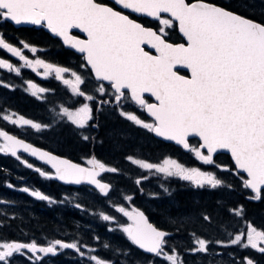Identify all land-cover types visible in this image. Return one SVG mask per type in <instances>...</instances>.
<instances>
[{"label":"snow or ice","instance_id":"obj_1","mask_svg":"<svg viewBox=\"0 0 264 264\" xmlns=\"http://www.w3.org/2000/svg\"><path fill=\"white\" fill-rule=\"evenodd\" d=\"M114 2L123 9L158 20V27H146L123 11L99 0H0V20H10L15 24H44L54 35L61 37L64 44L83 53L96 80L107 81L113 89L117 104L122 99H130L154 118L147 123L134 114L121 112L136 125L190 149L205 164L214 163L213 154L218 150H228L236 168L247 174L243 185L255 194L250 199H261L264 192V21L218 6L210 0ZM165 13L169 14L168 17L162 15ZM177 25L184 43L169 42L167 29ZM74 28L86 33L87 38L72 36L70 30ZM19 43L22 48L7 42L0 33V48L19 57L25 66L34 71L42 68L44 77L54 74L56 79L71 86L74 96L86 97L89 101L94 99L81 90L84 79L79 74L71 72L74 80L65 79L64 74L70 69L38 58L29 59L23 54V49H29L32 53L38 49L24 41ZM145 46H150L156 54L146 51ZM177 65L189 69L190 76L178 75L174 71ZM0 67L13 70V65L6 60H0ZM14 70L17 73L20 71L19 68ZM28 85L35 97L42 98L41 94L47 91L31 81H28ZM97 91L105 94L107 90L101 83ZM145 93H150L156 102H147ZM91 112L89 104L85 103L76 109L62 105L56 115L83 128L91 119ZM0 119L37 130L42 127L24 116L13 118L4 114L0 115ZM190 136L200 138L198 148L190 147ZM0 138L3 140L0 153L19 159L17 150L23 149L51 164L59 180L77 184L87 180L104 195L108 194L111 185L101 182L98 177L104 172L118 171L106 167L95 158L88 161L92 168H83L35 148L5 130H0ZM201 149L206 150L207 154ZM128 159L144 169L180 176L198 187L207 185L216 188L223 184L214 173L185 168L175 160L166 159L161 166L133 160L132 157ZM27 166L33 167L32 164ZM36 171L41 175H51L41 172L39 168ZM136 183L140 184L141 180L137 179ZM22 191L29 192V189ZM31 195L41 200H51L40 191H31ZM127 199L131 200V197ZM117 211L132 221L122 226V231L132 244L156 257H163L170 264H183L175 248L170 252L165 251L166 237L170 234L149 223L144 212L136 208L128 211L123 206H117ZM242 211V208L235 209L234 214L240 216ZM100 215L105 221L114 219L103 213ZM204 219L210 218L205 216ZM210 243L195 238L196 246L191 251L206 253ZM229 244L250 247L264 254V230H258L249 223L246 231L241 230ZM57 245L80 252L77 243L60 240L46 247L39 246L35 241L28 244L3 242L0 243V262L8 264L9 258L23 249L32 253L55 254ZM80 255L84 253L80 252ZM35 259L39 260L40 257L36 256ZM90 259L94 264H112V261L96 255L90 256ZM244 264L255 262L245 258Z\"/></svg>","mask_w":264,"mask_h":264},{"label":"flooded vegetation","instance_id":"obj_2","mask_svg":"<svg viewBox=\"0 0 264 264\" xmlns=\"http://www.w3.org/2000/svg\"><path fill=\"white\" fill-rule=\"evenodd\" d=\"M101 3L111 5L108 0H104V2ZM139 18L140 17H137L136 19L140 21ZM0 33H2L6 41L13 44V46L22 48L19 41H24L32 46H35L38 49L36 53H32L29 49H23V54L29 59L34 60L38 58L47 63H52L57 66L70 69V72L64 74L65 79L74 80V77L71 76V72L79 74L84 79V83L80 86L81 90L87 95L94 97L93 100L89 101L86 97L74 96L71 91V86L65 85L62 80L56 79L54 74L44 77L42 74L44 70L42 68H38L34 71L32 68L25 66V62L20 60L19 57L14 56L6 49L0 48V60H6L13 65V70L0 67V115L9 114L12 115L13 118L24 116L26 119L33 120L34 122L42 125L41 129L37 130L31 128V126L13 125L9 121L0 119V130H5L9 132V134L15 135L19 139H23L26 143L31 144L33 147L49 152L60 159L70 161L73 164H77L85 168H92V165L88 163L89 160L95 158L106 165L108 162L111 163L109 158L114 157L107 142L109 132H107L108 134H106L105 138H103L101 132L102 120L105 117L109 118L105 114L106 111L111 112L113 117L114 110L118 111L121 108L128 113L136 115L144 122L151 123L153 121V119H150L147 116L145 109L141 108L130 99H122V101L117 104L114 100L113 89H111L108 82L96 80L84 61V55L65 47L61 40L52 36L44 25L39 27L33 25L16 26L11 21L0 20ZM72 34L85 39L84 36H81L74 31ZM15 68L20 69L19 73L14 70ZM28 81H31L37 86L47 90L45 93L41 94L42 98L35 97L31 94ZM101 83H103L107 90L105 94H101L97 91V88H99ZM144 97L147 102L153 103L150 98L147 96ZM102 101H107V103H101ZM85 103L89 104L92 112L91 119L83 128L77 127L71 122L63 120L56 115L62 105L76 109ZM115 115H117L122 122L132 125V127H129V130L132 128H136L141 131L143 130L144 132L147 130L149 132L148 135L155 138V141H157L156 149L160 152V156L153 153L154 155L151 157V159L155 160L153 164H156V161H159L161 158H174L185 168L191 166L199 168L203 172L214 173L218 179L223 181V184L216 188H212L207 185L195 188L188 185V180L182 179L180 176L168 175L169 177H164L165 179L163 180V184H166V188L169 186V189L166 191L161 190V193H157L156 191L159 195L144 193V188H141L138 195H130V197L132 196V202L137 205L134 207V205L131 204L130 206L132 209H139L137 207H140L139 210L144 212L149 223L170 234L166 237L167 249L165 248V251L170 252L173 248H175L179 257L182 259L183 264H244L242 261L244 260L245 262V258L253 260L255 264H264V254L255 249H251L250 247L243 248L239 245L229 244V241L234 238L235 235L239 234L241 230L246 231L247 224L249 223L258 230H264V192L261 194V199H250V197L255 194L243 185V180L247 179V176L244 172L239 171L235 167L229 156L224 153H215L213 154L214 163L205 164L190 149L159 140L154 137L155 135L153 136L151 131L148 129H145L140 125H134L133 121L123 118L121 114L115 113ZM43 125H47V127H43ZM84 137H88V139H84ZM0 143H3L2 138H0ZM188 143L190 147L194 148H198L200 145V142L196 138H189ZM201 151L204 152L205 155L207 154L204 149H201ZM132 153V158L137 155L142 156L143 154H146L142 150L132 151ZM17 155L19 156V159L13 157L11 154L0 153V201H2V203H0V243L17 242L16 231L13 227L16 226V220L19 218L23 221L24 216L20 212L22 207L27 209L29 224L30 220L35 219V216L43 215L46 218H53L56 216L60 219V224L63 225L60 227V230L62 228L63 229L60 231L59 235L55 237L52 233L55 229H50L47 230V232L44 231V238L42 237L43 234L40 230L37 228L34 229L33 226L30 225L29 236L31 238L28 243L35 241L42 247H46L49 243L56 240L68 243L65 240L67 238H64L66 205L59 198L64 197V194L73 193L78 194V196L83 195L85 198L84 203H89L88 198L85 196L92 195L107 199L113 195V191L115 190L116 186L110 184V192L106 196H101L97 194L95 189L86 185L72 186L59 181L57 182L55 169L52 165L44 160H41L38 156H33L30 152H25L23 149H18ZM148 158L149 156L147 159ZM25 161L27 163H25ZM126 162L130 165L133 163L127 159ZM27 164H32L33 167L29 168ZM132 166L137 165L133 163ZM115 167L118 169L116 173L104 172L100 174L98 179L105 182L106 180L112 179L118 184L121 183L119 182V179L122 181L125 178V175L123 174L125 168L122 167L119 162H116ZM37 168H39L41 172L49 173L51 175H41L40 172L36 171ZM167 178L169 183L166 181ZM159 179H163V177ZM5 181H8L7 185L5 184ZM18 182L21 183L20 186H17ZM9 184L12 186L9 187ZM24 185L27 186L25 187ZM24 188H28L29 192L22 191ZM178 189L182 191L179 195H182L184 192L187 196H199L198 194L203 192L201 196H205L207 198L211 197L213 199H223V196L226 195L225 190H227V193L230 192L232 195L235 194L239 198L236 196V201L231 204H227L229 206L226 207V205L223 209L224 211L222 212V216L227 222L221 227H217L215 221L213 220H206L210 223V225L204 228V224H197L200 217L198 216L196 221H192L190 225L178 228L168 217L164 216L165 212H162V207L166 205L168 198L176 195ZM34 190L48 195L51 200H42L44 201V204H41L40 199L31 195V191ZM148 196L150 198H148ZM151 196H153V198ZM176 196H178V194ZM240 198L246 202H258L261 200L263 203L258 207V210H260L258 215L253 216L252 214H247V208ZM22 201L23 203L24 201L27 202L26 206L23 205ZM18 202L22 203L20 207L17 206ZM181 207L182 206L180 205H178V207H170V211L180 212ZM73 208L75 209L74 211H79V208L76 207V205H73ZM238 208H242L243 210L242 215L240 216L234 214V210ZM81 209L84 210L83 207ZM125 209L128 211L132 210L127 208ZM228 209L232 211V216L229 214ZM201 212H205L206 215L208 210H203ZM119 214L120 217L116 220L106 222L94 221V224L89 225L98 226L97 224H122L123 226L132 223V221L129 220L128 217L124 216L123 213L119 212ZM85 224L86 222H75V224L71 223L69 225L73 228L72 233L83 234L85 232L81 231L80 228H82ZM213 225H215V227H213ZM212 231H214V235L211 234ZM108 233L112 234V232L106 229V233L103 234H105L104 237L109 240L102 236L100 237L110 245L116 244L120 248L122 245H128V243L131 242L127 238V235L126 237H123L120 234L108 236ZM193 234H195L196 237L211 242L208 245V251L206 253L191 251V249L196 246L194 244ZM88 238L89 237L85 238V242ZM72 240L75 241L76 237H73ZM183 240L186 242V246H189L188 248L186 247V249H183L181 246ZM177 241L179 243H177ZM216 241H221L227 246L221 245L222 243L214 244ZM85 245H88V243L79 244V249L84 251L86 247ZM211 245L214 247L209 248ZM130 246H132V250H130L127 256H125L122 260L113 259L112 262L115 264H122L121 262H125V264H127L129 262V257H131L132 260H138L140 263L145 264V261L149 263L148 260L140 259L138 257L143 256L145 258L147 256L154 257L152 264H166L163 257H156L152 253H146L144 250L139 249L138 246L132 243ZM92 248L95 250V247ZM135 249L138 250V252H136ZM209 252L211 253L209 259L201 258L205 257V255H210L208 254ZM23 255H26V259H28L31 264H36L35 261L42 259L45 261V264H48V262H50V264H76V262L87 260L86 256L75 259L77 256H80V252H77L76 249L60 248L58 245L55 254L50 253L48 255H44L39 252L32 253L29 250L23 249L21 253H14L11 259L22 257ZM66 255H73L74 257H67ZM36 256H39L40 259H35Z\"/></svg>","mask_w":264,"mask_h":264},{"label":"trees","instance_id":"obj_3","mask_svg":"<svg viewBox=\"0 0 264 264\" xmlns=\"http://www.w3.org/2000/svg\"><path fill=\"white\" fill-rule=\"evenodd\" d=\"M99 2H104V0H99ZM210 2L216 3L217 5L225 7L226 9L236 11L239 14L245 15V16L252 18V19H255L257 21H264V0H210ZM139 20L144 25L149 26V27L150 26L154 27L155 29L158 27V24H159L158 20H149L145 17H140ZM167 33H168V39L170 42L181 41V37L179 36V34L177 32L176 26L171 28V29H167ZM104 119L102 120L101 132H102L103 138H105L106 134H108L107 132L113 131V133H111L110 135L108 134L107 142H108L109 148L111 149L112 154L114 155L115 158L117 156L120 157L121 154L129 152V151L142 150L146 154L148 153V151L151 153L157 152V149H156L157 141H155V138L151 137V135H148L149 132L147 130H146L147 134L141 130L136 129V128H132L129 130V127H127L125 125V123L122 122V120H120L115 115L112 118L105 117ZM116 119H119V120H116ZM122 131H125L127 133V135L122 134L121 133ZM140 138H143L142 144H138ZM40 185L43 186L42 184H40ZM177 188H180V187H177ZM180 189H183V188H180ZM180 189L177 190L178 196H176L177 195L176 194V195L168 198V199H172L173 201H176L178 203V205L182 206L180 212H172V211H170L171 208L170 209L166 208L168 205H171L170 202H168L169 200L167 201L166 205L164 207H162V209L165 212L164 216L165 217L167 216L170 219V221L172 223H174L175 226L178 228H182L183 226H187V225H190L192 223V221L187 220V218L190 219L192 215H194V216L196 215V214H194L195 211H191V210H193V204H194L193 202H195V201H193L194 198H198L200 200V203H201L200 206H198V204L196 203L197 208L199 209L197 216H200L199 213L201 211L208 210V212H206V215L210 218L209 220L215 221L217 227H221L227 222L224 219V217L222 216V212L224 211L223 209L225 208V206L227 204L233 203L234 201H236L237 198H239L235 194L232 195L230 192L227 193V190H225L226 195L223 196L224 197L223 199H213L211 197L207 198L205 196H201L203 194V192L198 194L199 196H193V195L187 196V195H185L184 192L182 195H179V193L182 192ZM41 190H43V189H41ZM236 196H237V198H236ZM59 199L62 202H64L66 206H71V205H69L68 199H70L73 202V205L79 204L80 206H84L83 204H85L84 203V199H85L84 196H70V195L64 194V197H60ZM240 199L243 201V204L247 208V214H249V215L252 214L253 216L258 215V213L260 211V210H258V207L263 203L261 200L258 202H246L242 198H240ZM22 203H23V201H22ZM22 203L18 202L17 206L20 207V205H22ZM23 205L26 206V202H24ZM71 207L73 208V206H71ZM184 207H185V209H184ZM194 207H195V205H194ZM83 208H84V210H86L85 207H83ZM20 212L24 216L23 221L21 218H19L18 220H16L17 221L16 226L13 227V229L16 231V241L18 243L28 244V241L31 238L29 236L30 225L33 226L34 229L37 228L38 230H40V232L43 234L42 235L43 238H44V234H45L44 231L47 232V230L55 229V231L52 233L56 237L57 235L60 234V231L63 229L62 228L60 230V227H62L63 225L60 224L61 221L56 216H54L53 218H46L43 215L35 216V219L30 220V224H29L28 218H27V216H28L27 209L24 207L20 210ZM72 212L73 211H69L68 214L70 215ZM85 213H86V215L88 214V212H85ZM74 214L72 217L77 219L76 222H80V223L86 222V224H94L93 223L94 220H92L89 216L83 215L82 210L74 211ZM216 214H219L218 217H216ZM69 215H66V216H69ZM84 216H85V219H84ZM181 217H186V220H184L182 222ZM66 219H68V220H66ZM69 219H71V218L65 217V220H66L65 223L66 224H64V227H65L64 238L72 239L73 237H77L78 239H80L79 240L80 244H86L87 243V242H85L86 237L92 238L91 232H93V231L101 232V231H104V229H105L104 224H97L98 226L88 225L90 230H88L87 233L86 232L83 234L82 233H72L73 228L69 225V224H71L69 222ZM199 219H200V222L202 224H204V226H205L204 228H206L210 225V223H208L207 221L205 222L204 219L203 220L201 218H199ZM96 221H100V220L96 219ZM71 222H72V224H75L74 220H72ZM212 229H213V227H212ZM130 244H131V242H129L128 245H122L119 248V246H117L116 244L110 245L103 238L99 237V238L95 239V242L90 243L88 245L92 246V247H96L97 248L96 251L97 252L99 251L98 253H100L98 255L104 257L105 259L122 260L125 256H127V255H125L123 248L128 247L130 250H132V248H131L132 246H130ZM105 245H107V247H105ZM135 251L138 252V250H136V249H135ZM87 254H89V253H87ZM130 258L131 257H129V262L127 264H131ZM138 258L148 260V262L151 264H152V260L154 259V257H147V256L145 258L143 256L138 257ZM35 262H36V264H45V261L43 259L39 260V261H35ZM88 263H89L88 260L76 262V264H88ZM121 263L125 264V262H121ZM0 264H4V262H0ZM8 264H31V263L28 261V259H26V255H23L22 257H18V258H12V259L9 258ZM48 264H50V262H48Z\"/></svg>","mask_w":264,"mask_h":264},{"label":"rangeland","instance_id":"obj_4","mask_svg":"<svg viewBox=\"0 0 264 264\" xmlns=\"http://www.w3.org/2000/svg\"><path fill=\"white\" fill-rule=\"evenodd\" d=\"M152 28H154V27H152ZM121 112L128 113L124 109H121L120 108L118 111H115L114 110V115H115V113L121 114ZM105 114L109 118H112V113L111 112L106 111ZM130 114H132V113H130ZM115 116H117V115H115ZM121 116L123 118H126L125 115H122L121 114ZM116 120H119V119H116ZM133 124L135 125L134 122H133ZM125 125L127 127H132V125H128V123H125ZM111 133H113V131H110L109 132V134H111ZM121 133L124 134V135H127V133L125 131H122ZM144 133H146V132H144ZM151 133L154 136L153 132H151ZM55 139H57V138H55ZM142 143H143V138H140L138 144H142ZM110 151H111V149H110ZM156 154H158L160 156V152L158 150H157ZM152 155H154V154L148 151L147 154H143L142 156H139V155L135 156L133 158V160L138 159V160H142V161H145V162L154 163L155 160L151 159ZM131 156H133V153H132V151H129V152H126V153L121 154L120 157L117 156L115 159H114V157H110L109 158V161L111 163L108 162L105 166L106 167L116 168L115 167V164H116V162H119L120 165L125 168L124 171L122 170L123 171V174L125 175V178L122 181H121V179H119V182H121L119 184L116 183L115 181H113L112 179L111 180H106V182L108 184H112L113 186H116L115 187V190L113 191V195L110 198L109 197L107 199L106 198H103V197L102 198H99L97 196H92V195L91 196H85L86 198H88V202L89 203H85V204H83L85 206H81L79 208V211L82 210V214L83 215H86L85 212H88V214L86 216H89L90 218H92V220L96 221V219H99L102 222H106L105 220L102 219V217L100 215L101 213H103V214L109 215L111 217H114L113 220H116V219H118V217H120L119 211H117V206H123L124 208H127L129 210L132 209V207L130 206L131 204L134 205V207L137 206V205H135L132 202V200H128L127 197H130L131 194H137L138 195V193L141 190V188H144V193H151V194L161 193V190L162 191H166L167 189H169V186H167V188H166V186H165L166 184L165 183L163 184V180L165 179L164 177H166V176L169 177L170 175L168 176L165 173H159L155 169L148 170V169H144V168H142V167H140L138 165L137 166H132V164L134 162L131 165L126 162V159L128 161H130L128 159V157H131ZM148 156H149V158L147 159ZM166 159L175 160L174 158H165V159H162L161 158L159 161H156V164H159V165L163 166L164 161ZM188 168L191 169V168H196V167L189 166ZM161 175H163V176H161ZM161 177H163V179H159ZM136 179H140L141 180V183L140 184H137L136 183ZM166 181L169 183L168 178L166 179ZM102 182H105V181L102 180ZM5 184L7 185L8 184V181H5ZM187 184L188 185H191L192 187H195V188L198 187L195 184H193L191 181H189V182L187 181ZM20 185H21V183L18 182L17 183V186H20ZM24 186L26 187L27 185H24ZM110 190H111V188H110ZM156 191H157V193H156ZM96 192H97L98 195L100 194L98 191H96ZM70 194L71 193H68L66 195H70ZM157 195H159V194H157ZM71 196H78V194H73L72 193ZM81 196H83V195H81ZM151 197L153 198V196H151ZM148 198H150V197L148 196ZM168 200H169L168 202H170L171 205H168L166 207L167 209H170V207H178V203L176 201H173L172 199H168ZM68 201H69V205L73 206V202L70 199H68ZM193 201H195V202H193L194 204H193V210L192 211H195L194 214H196V215L195 216L192 215L190 219L187 218V220H189V221H196V219L198 218L197 213L199 211V209L197 208L196 203L198 204V206H200V204H201L200 203V200L198 198H194ZM40 203L41 204H44V201L41 200ZM194 205H195V207H194ZM71 206H65V208L67 210L66 211V213H67L66 215H69L68 214L69 211H73L69 216H66L67 218L68 217L71 218V219H69V222L70 223H72L71 222L72 220H74L75 222L77 220V219H75V218L72 217L73 214H74V209ZM228 206L229 205H227L226 207H228ZM82 207H85L86 210L81 209ZM137 208L140 209V207H137ZM162 212L164 213V210ZM228 212H229V214L231 216L233 215L231 210L228 209ZM199 215H200L199 218H201L202 220L206 216L205 215V212H200ZM218 215L219 214H216V217H218ZM66 220H68V219H66ZM184 220H186V217H181V221L183 222ZM110 221H112V220H110ZM197 224H202L200 222V219H198ZM88 225L89 224L83 225L82 228H80V230L87 233V231L90 230L89 227H88ZM105 225L106 226H105L104 231H101V232L93 231V232H91L92 238H88L86 242L88 244H90V243L95 242V239L99 238L100 236L104 237L105 234H103V233H106V229H108L110 232H112V234L111 233H108V236H114L116 234H120L121 236L126 237V234L122 231V224H105ZM213 227H215V225H213ZM211 234L214 235V231H212ZM195 238H199V237L194 236V239ZM105 239H107V238H105ZM65 240L68 243H77V246L79 247V244H80L79 243V240L80 239H78L77 237H76V240L75 241H73L72 239H69V238L68 239H65ZM107 240H109V239H107ZM177 243H179V242L177 241ZM214 244H217V243L214 242ZM221 245H225V244L222 243ZM85 246H86L85 247V250L84 251L83 250H80V252L82 251L84 253L83 256H86L87 257V260H89V263L88 264H94V262L90 259V256H92V255H96L99 258L105 259L104 257L98 255V254H100V253H98L99 251L98 252L97 251H89L90 249H93V248L91 246H88V245H85ZM181 246H182L183 249H186V247L187 248L189 247L188 245L186 246V242L184 240L182 241ZM213 247L214 246L211 245L209 248H213ZM165 248L167 249V245L165 246ZM95 250H97L96 247H95ZM123 251L125 253L126 252L129 253L130 252V249L128 247H125V248H123ZM87 253H89V254H87ZM208 254H210V255H205V257H201V258L209 259L210 256H211V253L209 252ZM66 256L67 257H72V258L74 257L73 255H66ZM83 256H81V255L80 256H77L75 259L83 258ZM235 256L237 257L236 254H235ZM105 260H107V259H105ZM163 260L166 261L165 262L166 264H170V262H168L167 260H165V259H163ZM110 261H112V260H110ZM242 262L244 263V260ZM130 263L131 264H142L138 260H132L131 258H130ZM112 264H115V263L112 262ZM145 264H150V263H147L145 261Z\"/></svg>","mask_w":264,"mask_h":264},{"label":"water","instance_id":"obj_5","mask_svg":"<svg viewBox=\"0 0 264 264\" xmlns=\"http://www.w3.org/2000/svg\"><path fill=\"white\" fill-rule=\"evenodd\" d=\"M108 1L111 3V5L108 4L109 6H112V7L116 8L117 10L123 11L125 14L129 15L130 18H132V19L137 20V19H136L137 17H145V18H147V19H149V20H156V19H154V18H152V17H148V16H145V15L140 14V13H134V12H132L130 9H123L120 5H117V4L114 2V0H108ZM218 6H219V5H218ZM162 15L165 16V17H168L169 14H166V13H165V14H162ZM131 16H132V17H131ZM8 21H10V20H8ZM11 22H12V21H11ZM137 22L141 23V22L138 21V20H137ZM12 23L15 24L14 22H12ZM15 25H16V26H32V25H33V26H37V27H39V26L44 25V24L36 25V24H31V23H21V24H15ZM44 26H45V25H44ZM45 28L50 32V34H51L52 36L59 38V39L61 40L62 44H63L65 47H67V48H69V49H71V50H73V51H76L77 53H80V52L77 51L75 48H72L71 46L64 44L63 39H62L61 37H58V36L54 35V34H53V33H52V32H51L46 26H45ZM151 28H152V27H151ZM153 29H155V28H153ZM176 29H177V32H178L179 36L181 37V42H171V43H184L185 41H184V38L182 37V34L179 32L178 25L176 26ZM73 31H74L75 33L81 35V36H84L85 39L87 38L86 33L82 32V30H80V29H78V28H74V29L70 30V34H71L72 36L77 37L78 39H84V38H81V37H79V36H77V35H73V34H72ZM169 42H170V41H169ZM145 50H146V51H150L151 54H153V55L156 54V53H155V50H154V49H151L150 46H145ZM80 54H83V53H80ZM83 55H84V54H83ZM84 61H85V63H86L85 58H84ZM86 65H87V63H86ZM87 66H88V65H87ZM88 68L91 70L90 66H88ZM174 71H176L178 75H182V76H190V70L187 69V68L184 67V66H181V65H177V66L174 68ZM91 72H92V70H91ZM92 74L94 75L93 72H92ZM94 77H95V76H94ZM105 82H107V81H105ZM144 96H147L148 98H150V99L153 101V103L156 102V101H155V98L152 97L150 93H145ZM145 112H146L147 116H148L150 119H154L153 117L150 116V114H149L146 110H145ZM153 134L155 135V137H156L157 139L162 140V141H164V142H166V143H171V144H174V145H177V146H182V145L176 143L175 141L168 140V139H166L165 137L158 136V135H157L156 133H154V132H153ZM189 138H196V139L201 143V140H200V138H199L198 136H190ZM189 138H188V139H189ZM205 151H206V150H205ZM216 153H224V154L228 155L229 158L231 159L232 163L235 165V162H234V160H233V158H232V156H231V153H230L228 150H218ZM214 154H215V153H214ZM72 164H73V163H72ZM50 165H51V164H50ZM76 165H77V164H76ZM81 167H82V166H81ZM235 167H236V166H235ZM83 168H85V167H83ZM239 171H241V170H239ZM241 172H242V171H241ZM245 174H246V173H245ZM246 176H247V174H246ZM56 180H57V182L59 181V182H62V183H64V184H66V185H72V186L88 185V186L94 188L96 191L99 192V190L96 189V187H95L94 185L90 184L87 180H83V181H81V183H79V184H77V183H73V182H68V181H62V180H59L58 178H56ZM101 182H102V181H101ZM104 183H105V182H104ZM249 190H251V189H249ZM251 191H252V190H251ZM99 193H100V192H99ZM100 195L105 196V195L102 194V193H100ZM148 222H149V221H148ZM152 225H153V224H152ZM153 226H154V225H153ZM41 247H42V246H41ZM25 250H28V249H25ZM145 252H146V251H145ZM146 253H148V252H146ZM41 254H44V253H41ZM49 254H50V253H49ZM44 255H48V254H44Z\"/></svg>","mask_w":264,"mask_h":264},{"label":"bare ground","instance_id":"obj_6","mask_svg":"<svg viewBox=\"0 0 264 264\" xmlns=\"http://www.w3.org/2000/svg\"><path fill=\"white\" fill-rule=\"evenodd\" d=\"M4 188V187H3ZM51 189V188H50ZM6 192V191H5ZM68 194V193H67ZM5 195V194H4ZM70 196H71V194H70ZM70 198V197H69ZM74 198V197H73ZM1 199V198H0ZM72 199V198H71ZM25 202V201H24ZM27 203V202H26ZM28 203H30V202H28ZM75 203V202H74ZM30 207V206H29ZM32 207V206H31ZM23 208V207H22ZM40 208V207H39ZM42 208V207H41ZM97 209V208H96ZM99 209V208H98ZM67 211V210H66ZM14 212H16V211H14ZM59 213H61V212H59ZM14 214V213H13ZM67 214V213H66ZM15 215V214H14ZM65 216V215H64ZM84 218H85V216H84ZM92 219V218H91ZM32 234V233H31Z\"/></svg>","mask_w":264,"mask_h":264}]
</instances>
